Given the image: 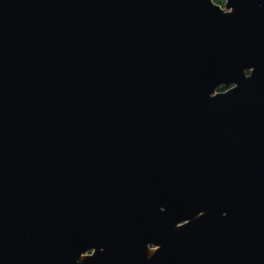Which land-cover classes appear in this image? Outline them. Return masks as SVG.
Wrapping results in <instances>:
<instances>
[{"label":"water","instance_id":"obj_1","mask_svg":"<svg viewBox=\"0 0 264 264\" xmlns=\"http://www.w3.org/2000/svg\"><path fill=\"white\" fill-rule=\"evenodd\" d=\"M0 264H264V0H0Z\"/></svg>","mask_w":264,"mask_h":264},{"label":"trees","instance_id":"obj_2","mask_svg":"<svg viewBox=\"0 0 264 264\" xmlns=\"http://www.w3.org/2000/svg\"><path fill=\"white\" fill-rule=\"evenodd\" d=\"M216 2L220 3V4H224V0H215ZM227 88L223 87L221 88L222 91L226 90Z\"/></svg>","mask_w":264,"mask_h":264},{"label":"rangeland","instance_id":"obj_3","mask_svg":"<svg viewBox=\"0 0 264 264\" xmlns=\"http://www.w3.org/2000/svg\"><path fill=\"white\" fill-rule=\"evenodd\" d=\"M224 3H225V0H224Z\"/></svg>","mask_w":264,"mask_h":264},{"label":"flooded vegetation","instance_id":"obj_4","mask_svg":"<svg viewBox=\"0 0 264 264\" xmlns=\"http://www.w3.org/2000/svg\"><path fill=\"white\" fill-rule=\"evenodd\" d=\"M222 91V90H221Z\"/></svg>","mask_w":264,"mask_h":264}]
</instances>
